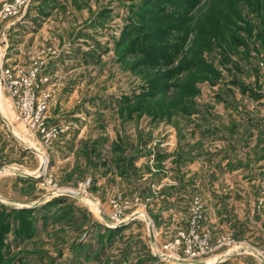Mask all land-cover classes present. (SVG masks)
Returning <instances> with one entry per match:
<instances>
[{"label":"rangeland","instance_id":"obj_1","mask_svg":"<svg viewBox=\"0 0 264 264\" xmlns=\"http://www.w3.org/2000/svg\"><path fill=\"white\" fill-rule=\"evenodd\" d=\"M47 1L0 23V73L43 66L37 97L64 131L45 153L0 87V264H264V0ZM135 37L155 63L126 52ZM44 153L80 196L47 195ZM206 239L213 253L184 257Z\"/></svg>","mask_w":264,"mask_h":264},{"label":"built area","instance_id":"obj_2","mask_svg":"<svg viewBox=\"0 0 264 264\" xmlns=\"http://www.w3.org/2000/svg\"><path fill=\"white\" fill-rule=\"evenodd\" d=\"M31 0H8L4 1L2 4V8L0 9V23L9 20V18H17V22L24 19V13L27 11ZM2 66L0 73V87H4L7 91L9 97L13 100L14 106L19 113L18 118L26 125L27 128L35 134L36 137L41 139L42 143L46 145L45 153H49L52 148V142L59 138L64 132L60 127L49 126L48 125V95L43 92L41 95L43 98L41 100L40 97H37L38 93H41L42 86L45 83H48L49 80L45 76L46 71L41 69H37V67L31 68L27 73H22L20 71L13 70L8 68L7 66ZM262 127L264 130V120H262ZM41 157L43 161L40 170L38 171L39 185L43 187L46 191H49L47 195L55 196L57 194H67L70 197H78L81 195V186L77 189L75 188H62L60 190L56 187L55 182L52 180L51 176L49 177V171L51 170L50 162L47 155ZM200 218V217H199ZM111 222H117L115 225H124L121 222L117 215H113L111 218ZM114 227V226H113ZM200 223L195 220L193 226L190 231V239L198 241L200 239L199 234ZM182 239H186L185 236H182ZM206 240L201 241L198 246L189 242V245H194L195 247H190L183 254L184 257L188 259L199 258V255H207L213 253L212 249L203 250L208 244ZM176 246L173 250L180 247V240L175 242ZM168 249V247H166ZM260 260L264 262V251H259L257 249H250ZM250 251V252H251ZM175 252V257L177 260H181V249L180 254L177 250ZM201 255V256H202Z\"/></svg>","mask_w":264,"mask_h":264},{"label":"trees","instance_id":"obj_3","mask_svg":"<svg viewBox=\"0 0 264 264\" xmlns=\"http://www.w3.org/2000/svg\"><path fill=\"white\" fill-rule=\"evenodd\" d=\"M41 1H43L42 3L48 2L47 0H41ZM179 1H184L185 3L187 2V0H179ZM147 35H150V36H147V39H149L150 41H152L154 38H157V40H163L164 41V38L166 36H168L165 31H152V32H149ZM137 38H139V37H137ZM137 38L126 47V50H127L126 52L134 54V52L136 51L142 55L145 62L150 61L152 64L155 63V61H153L152 59L156 57L157 53L161 54L162 52H159L158 47H156L155 45H151L147 42H145L146 44L141 43L140 48H135L134 44L137 43V41H138ZM136 46H138V45L136 44ZM165 55L166 54L163 53V56L161 55L158 60L165 62V65H168L169 64V63L167 64L168 58ZM144 61H142V62L144 63ZM192 66H194V65H191L190 63H186V64H183L181 67L177 68L176 70H172L169 73L163 74L161 76V79L153 80V82H151V84H149L148 92H146L145 94H142L138 97L154 96L155 94L165 96V94H167V92H165V91L170 89V86L167 84L169 77L174 75L176 72L185 71V69L191 68ZM126 102L127 101H125L124 103H126ZM4 221H6V222L4 223ZM4 221L0 222V224H2V227L0 225V244H3L2 243L3 235H4L6 228L8 227L7 219H5Z\"/></svg>","mask_w":264,"mask_h":264},{"label":"crops","instance_id":"obj_4","mask_svg":"<svg viewBox=\"0 0 264 264\" xmlns=\"http://www.w3.org/2000/svg\"><path fill=\"white\" fill-rule=\"evenodd\" d=\"M40 2L42 3L41 0H40ZM42 4L44 5L46 3H42ZM13 23H14L13 28L19 27L22 25L20 22H13ZM262 158L264 159V157H262ZM31 178H32L31 176H28V175L26 176V174H23V176L20 175L19 179H15L14 181L17 182L16 185L18 184V186H24L26 183H30L31 181H33ZM252 189L255 191L254 188H252ZM253 195L255 196L256 194H253ZM255 264H257V263H255ZM258 264H261V263H258Z\"/></svg>","mask_w":264,"mask_h":264}]
</instances>
